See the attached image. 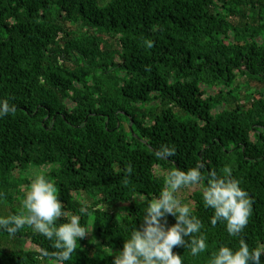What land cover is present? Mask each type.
<instances>
[{
  "label": "trees",
  "instance_id": "trees-1",
  "mask_svg": "<svg viewBox=\"0 0 264 264\" xmlns=\"http://www.w3.org/2000/svg\"><path fill=\"white\" fill-rule=\"evenodd\" d=\"M0 99L17 106L0 118V216L21 212L17 173L52 166L65 213L87 204L94 225L69 264H112L168 172L196 166L230 169L253 212L240 236L213 226L201 181L188 200L209 247H175L183 264L241 238L264 247V0H0ZM161 144L176 154L158 159ZM135 196L123 215L105 209ZM54 251L30 226L0 231V264H55Z\"/></svg>",
  "mask_w": 264,
  "mask_h": 264
},
{
  "label": "clouds",
  "instance_id": "clouds-1",
  "mask_svg": "<svg viewBox=\"0 0 264 264\" xmlns=\"http://www.w3.org/2000/svg\"><path fill=\"white\" fill-rule=\"evenodd\" d=\"M16 107L8 99H0V118L15 112ZM154 154L158 159H169L176 154V148L161 144L154 149ZM131 171L129 167L128 172ZM204 180L207 185L202 197L205 206L213 210L211 224L223 222L230 236H240L252 215L253 200L231 170L225 169L224 174H219L211 169L205 176L201 166L187 170L177 168L168 172L163 189L147 202L140 226L132 229L119 251L112 252V264H183L182 256L173 251L178 246L190 249L193 256L205 252L209 245L206 234L201 232L202 220L175 195L182 187L198 185ZM3 198L5 194L0 192V199ZM21 203L19 214L0 216V231L15 235L26 225L30 226L52 241L55 251L51 256L55 264H69L73 253L81 247L78 242L94 228V225L89 228L81 223L82 216L89 211L87 204H82L78 214H66L55 182L41 172L34 173L24 186ZM66 215L67 219L58 223ZM169 215L175 218L171 225L167 223ZM41 254L50 255L47 249H41ZM262 255L264 247L250 248L241 238L238 248L220 244L211 253L208 264H264Z\"/></svg>",
  "mask_w": 264,
  "mask_h": 264
},
{
  "label": "rangeland",
  "instance_id": "rangeland-1",
  "mask_svg": "<svg viewBox=\"0 0 264 264\" xmlns=\"http://www.w3.org/2000/svg\"><path fill=\"white\" fill-rule=\"evenodd\" d=\"M239 83L241 84V89L244 91L248 88L247 85L243 84V80H240ZM184 119H187V117H185ZM52 169L51 167H40L38 169H30L29 171H27L26 173H23L22 175L20 174H16L15 175V179L18 177V180H23L26 179L30 182V180L33 178V174L36 172H41V173H47ZM27 185L26 183H21L20 184V190L23 193V189L24 186ZM201 189V186L198 185H191V186H187V187H182L181 189H179L176 192V196L182 201V203H186L190 206V202H189V197L194 193V191H198ZM16 196V195H15ZM142 200L141 196H135L130 202H119V201H111L108 202L105 205V209H107L108 211L118 214V215H123L129 208V206L137 201ZM93 201V200H92ZM17 204H15L14 206H16ZM10 205L4 202H0V213L2 214H7L8 212H10ZM22 209V207H20ZM85 239L91 240L92 239V233H90L87 237H85ZM9 244H16V241H7L5 243H3V246H9ZM28 248H32V246L30 244H27Z\"/></svg>",
  "mask_w": 264,
  "mask_h": 264
}]
</instances>
